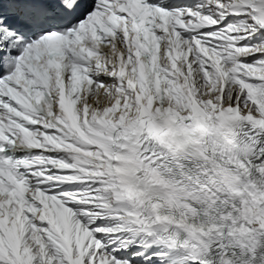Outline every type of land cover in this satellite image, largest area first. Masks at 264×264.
<instances>
[{
  "label": "snow or ice",
  "instance_id": "obj_1",
  "mask_svg": "<svg viewBox=\"0 0 264 264\" xmlns=\"http://www.w3.org/2000/svg\"><path fill=\"white\" fill-rule=\"evenodd\" d=\"M0 264H264V0H0Z\"/></svg>",
  "mask_w": 264,
  "mask_h": 264
}]
</instances>
